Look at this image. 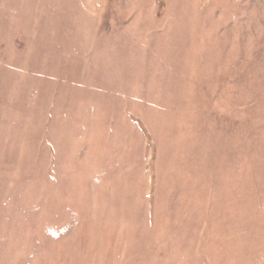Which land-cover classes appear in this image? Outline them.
I'll use <instances>...</instances> for the list:
<instances>
[{"label": "rangeland", "instance_id": "obj_1", "mask_svg": "<svg viewBox=\"0 0 264 264\" xmlns=\"http://www.w3.org/2000/svg\"><path fill=\"white\" fill-rule=\"evenodd\" d=\"M0 264H264V0H0Z\"/></svg>", "mask_w": 264, "mask_h": 264}]
</instances>
